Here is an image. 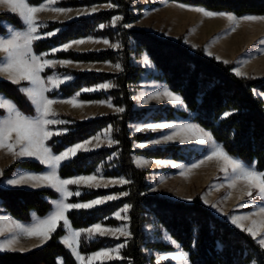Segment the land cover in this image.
Returning <instances> with one entry per match:
<instances>
[{"label":"trees","instance_id":"1","mask_svg":"<svg viewBox=\"0 0 264 264\" xmlns=\"http://www.w3.org/2000/svg\"><path fill=\"white\" fill-rule=\"evenodd\" d=\"M189 6L202 7L213 12L226 11L235 15L264 16V0H170ZM31 5H39L44 0H28ZM96 3H111L115 7L97 11L90 16L62 22L50 21L43 28L45 31L59 29L52 37L34 43V52L40 54L71 40L88 36L104 37L119 41L118 50L103 49L98 51L77 52L74 50L58 51L53 56L58 59L70 58L83 62H118L123 70L118 72L81 71L66 67H57L58 72L74 75V79L49 96L60 94L72 96L84 86L111 81L114 86L109 91L80 93L81 100H106L123 108V112L107 113L88 120H79L70 115H60L70 121L69 131L60 136H53L47 143L53 152L59 153L66 147L84 141L102 129L111 126L113 138L119 141L110 147H102L90 152H78L70 161L62 164L59 175L69 178L76 175H91L99 168L106 178L124 177L128 184L110 188H88L73 186L72 191L80 190V196L69 198L70 203L88 201L110 193L127 192V196L107 201L91 209L72 210L68 217L76 229L87 228L95 223L116 226L120 220L113 213L125 205H131L128 211V228L131 238L115 239L109 236H97L93 240L80 241V252L89 254L101 248L111 247L119 242H126L122 249V260L96 262V264H158L147 250L172 251L174 246L162 240L150 241L145 226L152 222L166 229L181 249L189 254V264H264V249L245 232L231 224L225 218L217 216L210 207L196 195L191 202L172 200L149 192L148 171L136 166L132 154H142L151 158L172 156L179 158L181 146L169 144L146 150L133 147L134 141L147 137L143 133H132L130 124L145 118L149 109L137 110L132 98L134 86L140 81L144 68L133 63V55L146 52L158 70L156 79L164 81L169 89L180 95L186 110L193 113V121L210 132L215 141L222 145L234 158L245 165L255 163L259 171H264V99L257 92L264 93V78L255 76L239 77L235 75L233 63H223L214 56L206 54L202 47H192L182 41V37H170L142 28H127L141 16L143 5L131 6L126 0H62L63 7H79ZM137 9V13L134 12ZM123 19L115 27L108 24L114 16ZM16 29H23L20 17L8 11H0V35H6L3 23ZM104 25V27H101ZM52 56V55H50ZM54 69H47L46 76ZM21 85H14L0 79V93L16 103L28 116H35V110L26 97L18 90ZM149 115L157 120L165 115L167 119L187 116V111L171 107H157ZM226 112L233 114L222 118ZM0 110V117L4 116ZM115 154L111 161H107ZM35 171L44 169L43 165L33 160H15L3 170L7 177L15 168ZM59 194L50 188L30 189L25 187L3 188L0 186V200L5 211L22 222L29 223L31 214L47 215L53 205L51 201ZM65 234L58 227L52 238L44 245L28 252L10 251L0 253V264H77L73 254L62 243L60 237ZM194 245V246H193ZM159 264H173L159 262Z\"/></svg>","mask_w":264,"mask_h":264},{"label":"snow or ice","instance_id":"2","mask_svg":"<svg viewBox=\"0 0 264 264\" xmlns=\"http://www.w3.org/2000/svg\"><path fill=\"white\" fill-rule=\"evenodd\" d=\"M166 3V0H161ZM57 0H44L40 5H31L28 0H0V6H6L8 10L17 13L24 25L21 30L15 29L12 26L4 25L6 35L0 36V53H3V58L0 59V77H6L7 80L14 85H21V82H27L21 85L18 89L33 106L36 115H25L14 101L7 97L0 95V110H3L5 115L0 117V151L11 155L16 160L24 158H34L41 165L44 166L45 171L41 173H33L24 170H18L14 178H9L6 181L0 182V186H24L27 185L31 188H50L59 194V199L51 201L53 205L52 210L45 217H38L35 213L32 214L33 222L29 226H25L12 218H7L6 224L0 221V238L5 237V231L11 235L10 238H4V242L0 243V253L10 252L15 250V245L21 239H37L40 245L47 243L53 233L56 232L58 227H62L66 234L60 237V243L64 244L70 252L74 255L79 264H96L97 261H111L122 260L124 257L121 255L122 249L127 245L120 243L115 247L102 248L85 257L80 252V241L83 236L86 240H93L95 237L111 236L115 239L121 237L127 239L131 238L129 228L124 225L120 227H105L101 223H95L90 227L76 229L68 217V213L72 210L91 209L97 205H101L107 201L119 199L120 196H127V192L120 193L119 195H106L97 199L90 200L85 203H69L67 202L72 196H80L79 190H69V185H85L88 188L106 187L108 184H128L130 181L126 179H118L105 181L101 183L102 173L98 170L93 175H79L73 178H62L59 175V170L66 161H70L77 155L78 152H90L93 147L89 145L96 141L94 147H100L101 139L104 137L107 144L112 146L118 144L119 141L114 140L111 136L112 127L108 126L102 132L84 140L83 142L76 143L70 147H66L59 153L53 152L52 148L48 145V141L53 136H60L66 134L69 129L54 128L51 126L67 125L70 121L60 119L58 113L54 110L56 104H70L72 107H83L85 104H98L113 107L110 101H79L80 93H76L69 99H64L55 96H49L48 93L58 90L62 84L73 79L71 75H59L53 73L45 77L42 75L47 69H54L57 65L67 67L73 64L70 60L46 59L50 53L36 54L34 52V43L46 37H51L59 32H47L44 35L40 34L42 25L37 19V14L44 11H54L58 14L67 15L71 9L63 7H53L56 5ZM105 7H115V5H105ZM181 9L194 11L204 18H224L227 19L232 25L226 31L235 32L239 27L241 21L247 22H260L264 21V16L258 15H244L237 16L234 13L227 12H213L202 7H187L183 4L178 5ZM98 9L92 7L91 9L78 10V15L95 13ZM123 18L119 15L112 18V25L114 26L118 21ZM131 27V25H126ZM100 27H104L101 25ZM104 43L109 47L119 49V43L110 44L107 39L95 40L89 37L87 40L78 39L69 43L63 44L59 48H53L52 53L58 51H67L73 45H82L85 43ZM216 41H213L215 43ZM264 44V41H261ZM195 47V46H194ZM207 54L211 55L210 52ZM217 60L220 57H216ZM145 64H150L147 55L144 56ZM223 63L227 64L228 61L224 60ZM78 66V65H77ZM117 70H123L119 63L113 65ZM235 75L244 77L245 74L240 68L235 69ZM114 85L110 83H103L92 88H84L83 92H92L98 89L107 90ZM153 100L166 101L172 106H180L186 108L182 97L170 90L165 86L162 91H158L151 97ZM143 104L149 102L148 98L141 101ZM117 112H123V108H116ZM232 112H226L222 118H227L232 115ZM137 131H162L165 134L157 139H152L149 143L161 144L169 142H178L180 144L192 143L195 141L198 145H206L210 147V151L200 160L192 163L190 166L176 164L171 161H154L157 165L171 164L174 168H180L184 171L199 168L205 164L206 161L215 160L221 165V171L225 173V178L228 181L227 187L234 189L238 183H243L247 189L246 195L249 201L239 207H246L251 203L254 211H250L247 215H232L229 219L230 222L238 229L248 234L259 246L264 249V171H259L253 162L251 165H245L237 158L231 156L225 148L218 144L213 135L195 123H176V122H159L147 123L146 125L139 126ZM146 144H139L137 147H145ZM138 167H143L150 163L141 157H134ZM184 174V172H182ZM3 176V171L0 170V177ZM224 185H215L214 188L218 190ZM255 191L256 195L253 196ZM231 198V193L224 197L225 200ZM205 203L207 200L205 198ZM217 208V205H211ZM131 205H125L121 210L127 213ZM223 211L222 209H218ZM121 211L115 213V218L118 220L128 219L126 216L121 215ZM255 217V219H254ZM250 221V226L245 227V222ZM163 240L173 244L177 249L180 246L166 233L162 237ZM194 246V245H193ZM172 260L177 264H189V254L183 250H179L175 254L157 255V261ZM58 264H63L62 258H58Z\"/></svg>","mask_w":264,"mask_h":264},{"label":"rangeland","instance_id":"3","mask_svg":"<svg viewBox=\"0 0 264 264\" xmlns=\"http://www.w3.org/2000/svg\"><path fill=\"white\" fill-rule=\"evenodd\" d=\"M60 1H62V0H57L56 5H54L53 7H63V6L59 5ZM126 1L131 6H134V7H136L137 5H143L141 16L137 20H135L134 22L127 24V25H131V27L126 26L127 28H142L145 30H149L151 32H155V33L170 37L172 39H177L179 37H182V41L185 44H188L192 47H194V46L195 47H202L204 52L207 54L203 45H195V44L198 43L197 39L202 38L204 27L210 28L211 26L218 25V23H217L219 21L218 18H213V19L204 18L203 16H201L200 14H198L194 11L181 9L180 7H178V4L170 3L169 2L170 0L167 1L166 3H161L158 1L146 2V0H126ZM108 4H111V3H96V4H92V5L79 6V7H63V8H68V9L72 10L67 15L58 14L54 11H44V12L38 13L37 19L40 22V24L42 25V27L40 28V34L44 35L45 33H47V31L43 30V28L46 27L48 22H50V21L68 22V21L77 19L79 17L90 16L94 13L78 15L77 14L78 10L91 9L92 7H96L98 9L97 11L110 9L109 7H105V5H108ZM187 7L190 8V7H196V6H189L188 5ZM147 9L154 10L153 13L159 14L160 17L159 16L158 17L161 18L162 21L163 20L165 21V19H168V22L163 23L164 22L163 21L162 23H157L154 19L149 20V18H148V20L146 19L147 22H145V21L143 22L141 20V18L143 17V13ZM0 11L11 12L10 10H8V8L6 6H0ZM134 12L137 13L138 12L137 9H134ZM11 13H13V12H11ZM15 14H17V13H15ZM111 21L108 24L110 27H115V25L118 23L117 22L113 26ZM148 21L151 24L150 23L148 24ZM3 24L10 26V24L5 23V22ZM184 24H187V26H189L191 29H196L197 32L194 33L193 35L190 34V36L187 34V32L186 33L184 31L179 32L181 30L180 26L184 25ZM149 25H150L151 29H146L145 27H147ZM231 26H232L231 24H228L226 27H231ZM239 27H242L243 30L245 29L246 32L249 31V33H251L250 37L251 38L253 37V40H255L256 37H254V36H256L258 33L262 32L261 35L262 36L264 35V21H260V22L241 21L239 24ZM19 30H21V29H19ZM53 31H55V30H53ZM48 32H51V31H48ZM246 32H245V34H243L244 38H240L239 42H243V43L247 42V41H245L246 38L248 37V34ZM89 37H91L95 40H101V41L104 39H107L110 42V44L119 43V41H111L108 38H104V37L88 36V37H84V38H80V39L87 40ZM227 37H230L229 33L227 34ZM46 38H49V37H46ZM46 38H44V39H46ZM76 40H78V39H76ZM72 41H74V40H72ZM57 48H59V47H57ZM103 49L118 50L117 48L109 47L108 45H105L102 42L101 43H85V44L78 45V46L73 45V47L68 49V50H74L77 52H86V51H98V50H103ZM51 50L48 53H50V55H52V56L49 55L46 57V59H58L55 56H53L56 52L52 53ZM133 57H135V59H136V61H135L136 65L143 67L145 70L144 74L142 75V78L136 84V86H134V89H133L132 98L134 100V108L137 110L149 109V112L147 113L145 118L138 120V121H135V122H132V124H130V130L132 133H143V134L147 135V137L144 138L143 140L133 142L134 149L146 150V149H152V148H156V147H163V146H166L169 144H177V145L181 146V149L178 151L179 153H181V156L179 158H174L172 156L163 157V158H161V159H163V161H171V162L176 163V164H182L185 166H190L192 163H195L198 160L202 159L211 150L209 146L198 145L195 143V141H193L192 143H185V144H180L178 142L152 144V143H149V141H151L152 139L160 138L161 136L158 134H155V132H153V131H144V132L137 131V128L139 126H143V125H146L147 123H151L150 121L153 119L149 115L154 114L153 110L155 108L157 109V107H171V108H174L177 110H182L179 108H184V107L172 106L171 104L167 103L166 101H157V100L151 99L153 94L162 90V88H164L166 86V84L160 83L159 81H154L156 79L154 76H156V75H154V74L152 75L153 69L150 66L151 64H145L143 56L140 57L139 59H137L139 56L137 57V56L133 55ZM147 57H148V60L153 64V62L150 60L148 55H147ZM235 58H232V61H228V63H233L234 70L236 68H240L241 71L245 74V76H255V77L264 78V63L261 62V63L248 64L247 62L240 61V59H237V57H235ZM58 60H70V61H72L73 64L66 67L69 69L76 68V70L81 69V71H85L83 69L88 68L87 66H85L81 63L83 61H74L70 58L58 59ZM220 60H222V59H220ZM117 63L118 62H116V63L111 62L109 65L108 64H100V65H96L95 68L99 71L118 72L120 70H117L113 67V65H115ZM57 67H61V66L57 65L54 68L53 72L56 71ZM73 70H75V69H73ZM63 73H67V72H63ZM56 74L62 75L58 71H56ZM148 77H152V78L149 79ZM3 80H7V79H3ZM109 82H110V84L114 85L111 81H109ZM62 85H64V84H62ZM111 88H113V87L108 88L106 90V92L109 91ZM168 90H169V88H168ZM257 94L260 95L262 98L264 97V93H262V92H257ZM144 98L149 99V102L147 104H143L141 102L142 99H144ZM104 101H110V98H108ZM53 107L57 111L58 116L70 115L76 119H79L77 116H75V114L80 115L82 113L81 109H79V108L77 109V107H72V105H70V104H56ZM115 109H116V107L112 108V107H108L106 105H99L98 116H101V115H104L107 113H119ZM184 111H186V110H184ZM187 115H188V117L185 119H183V116H177L175 118V122L176 123H195V124H197L195 121L192 120L193 113L188 114V111H187ZM83 120H86V119H83ZM157 120H159V119H157ZM157 120H154L153 122H156ZM52 127L58 128L57 125L52 126ZM105 129H103V130H105ZM111 136L113 138V128H112ZM142 143L146 144V146L142 147V148L137 147V145L142 144ZM95 144H96V141H93V144L89 145V147H93L94 150H97V149L102 148V147H110L107 144L104 137H102V139H101L100 147H98V148L94 147ZM113 145H115V144H113ZM114 157H116V155L112 154L111 157H109L107 161H111ZM134 157H141L144 160L150 162L147 165L140 167V168L146 169L148 171L147 177H148V182L150 184L149 192L152 194H157L160 196L167 197L163 193L164 192H166V193L170 192L172 194L173 193L172 190L175 188V198H179V199H175V200H181L184 202H187L186 201L187 199H191L189 201V202H191L196 195H199V197L201 198L203 203H205V198H206L207 203H205V204L208 207H210V209H212V211L219 217H224V216L230 217V215L231 216L236 215V213L238 211H240V212L243 211L242 213L247 215V213H249L251 210H253L252 205H248L246 207H239L240 205H244V204H246V202L249 201V197L246 195L247 189L245 188V185L243 183H238L234 189L228 188L227 187L228 181L225 178V173L220 170L221 167L218 168L219 164L217 165L215 163L213 165L212 161H206L205 164L201 165L199 168L191 169L190 171H184L183 169L172 167L171 164L157 165L155 163H152L154 161H161V159L158 160V159H154L151 157H147V156L142 155V154L133 153L132 159H133V162L136 166H137V164L134 161ZM98 170L102 173V177H98L101 179V183H104L105 181L118 180L121 178L126 179L124 177L106 178L103 176V170L101 168H99ZM98 170H97V172H98ZM182 172H184V174H182ZM96 173H94V174H96ZM91 175H93V174H91ZM85 176H87V175H85ZM121 185H123V184H118V183L117 184H108L106 187H100V188H110L113 186H121ZM215 185H224V186L220 187L218 190H216L214 188ZM73 186H77V185H69L68 186L69 190L72 191ZM80 186H85V185H83V184L78 185V187H80ZM30 189H37V188H30ZM229 193H231V198L225 200L224 197L227 196ZM119 194L120 193H110L108 195H119ZM255 195H256V193L254 191L253 196L255 197ZM167 198H169V197H167ZM58 199H59V197H58ZM169 199H171V198H169ZM214 204L217 205V208H214L211 206ZM123 207L120 208V210H118V211H121L123 209ZM218 209H222L223 211L221 212ZM121 215L126 216L128 218V212L124 213L121 211ZM113 217L115 218V214ZM120 221H121V223H119L116 226H106V227H120V226H124V225H126L128 227V224H127L128 219L120 220ZM163 229L164 228L157 226L156 224H153L152 222H149L145 226V231H146V234H147L148 238L150 239V241L162 240L166 243H169V242L162 239V237L165 235V233L169 236V234ZM109 237H111V236H109ZM120 239H125V238L121 237ZM120 243H124V242L121 241V242H119V243H117L111 247H115L116 245H118ZM175 247L176 246L174 245V250H172V251H161V250L148 249L147 252H148V254L154 256L155 261L158 262L157 261V255L175 254L179 250H182L181 248H179V249L176 248L177 250H175ZM83 255H85V254H83ZM88 255H90V254H88ZM88 255H85V257H87ZM76 262H77V264H79V262L77 260H76ZM101 262H103V261H101ZM159 262H171L173 264H177L176 261H172V260H163V261H159Z\"/></svg>","mask_w":264,"mask_h":264},{"label":"crops","instance_id":"4","mask_svg":"<svg viewBox=\"0 0 264 264\" xmlns=\"http://www.w3.org/2000/svg\"><path fill=\"white\" fill-rule=\"evenodd\" d=\"M148 1H158V2H161V0H146V2ZM169 1V0H166V2ZM170 3H176L178 5L182 4V3H178V2H174V1H169ZM162 3V2H161ZM185 5V4H183ZM185 6H188V5H185ZM197 7V6H196ZM154 10H150V9H147L144 13H143V17L141 18V20L144 22H147L146 19L149 20H155L157 23H162V19L159 18V14L157 13H153ZM219 12H226V11H219ZM229 13V12H227ZM159 16V17H158ZM155 17V18H154ZM218 25L216 26H211L210 28L208 27H204L203 29V35H202V38L200 39H197V42L195 45H203L204 48H205V51L208 53L210 52L211 53V56H214V57H220V59L223 60H226V61H232V58H235L237 57V59H240V61H243V62H247L248 64H254V63H264V44L261 43V41H264V35L262 36V32L261 33H258L255 38V40H253V37L251 38V33H249V31H245V29L243 30L242 27H237L236 28V31L235 32H228L226 31L227 29H229L230 27H226L228 24H230V22L227 20V19H224V18H218ZM168 22V19H165V21L163 23H167ZM150 22L148 21V24ZM147 24V25H148ZM151 24V23H150ZM11 26V25H10ZM145 27V26H144ZM181 30L179 32H187V34L190 36L193 35L194 33L197 32L196 29H191L189 26H187V24H184V25H181ZM146 29H151L150 25L145 27ZM19 30V29H18ZM245 32L248 34V37L246 38L245 43L243 42H239V39L240 38H244L243 34H245ZM230 34V37H227V34ZM2 36V35H0ZM229 36V35H228ZM72 41V40H71ZM213 41H216L215 43H213ZM70 42V41H69ZM68 43V42H66ZM65 44V43H64ZM63 45V44H62ZM62 45H59V46H56V47H53V48H57V47H60ZM52 48V49H53ZM50 52L49 51H45V52H42V53H48ZM40 53V54H42ZM145 54L147 55L146 52H143L139 55V57L137 59H139L140 57H144ZM235 56V57H234ZM3 57V53H0V59H2ZM46 58V57H45ZM219 59V60H220ZM236 59V58H235ZM133 60V63H135L136 59L135 57L132 58ZM83 65L87 66L88 68H84L83 70L85 71H99L95 68L96 65H100V64H110L111 62L109 61H105V62H81ZM150 66L151 68L153 69L152 71V75H157L158 74V70L156 69L155 65L152 64L150 62ZM71 69H75L76 68H71ZM81 70V69H80ZM53 73H56V71L48 74L47 76L53 74ZM62 75H71L74 79V75L71 74V73H63V72H60ZM144 74V73H143ZM142 74V75H143ZM142 75H141V78H142ZM46 76V77H47ZM153 77V76H152ZM152 77H148L149 79H151ZM155 77V76H154ZM0 79H7L6 77H0ZM72 79V80H73ZM72 80L70 81H67L66 83H69L71 82ZM154 81H159L160 83H165L164 81H160L158 79H155ZM27 82H24L22 81L21 82V85H25ZM65 83V84H66ZM103 83H110L109 81H104V82H100V83H97V84H94V85H90V86H84L82 89L84 88H92V87H96L97 85H100V84H103ZM166 84V83H165ZM167 86V84H166ZM21 87V86H20ZM168 87V86H167ZM169 88V87H168ZM77 91L76 93H95V92H100V91H104L106 92L105 89H98L96 91H92V92H83V91ZM163 90V88H162ZM160 90V91H162ZM170 90V89H169ZM171 91V90H170ZM75 93V94H76ZM74 94V95H75ZM0 95H3L2 93H0ZM49 95V93H48ZM74 95L72 96H66V97H63L61 96L60 94L56 95L55 97H60V98H64V99H69L71 97H73ZM4 96V95H3ZM6 97V96H5ZM264 98V97H263ZM9 99V98H8ZM79 101H104V100H81L79 99ZM110 103L111 105H113L112 108L116 107L118 108L117 106H115L111 99H110ZM185 104V103H184ZM81 109L82 110V113L80 115H77L75 114V116H77L80 120H83V119H90V118H93V117H96L98 116V110H99V105L98 104H85L83 107H77V109ZM179 109H182V110H186V108H179ZM55 110V109H54ZM56 111V110H55ZM187 111V110H186ZM57 112V111H56ZM191 113V112H188V114ZM2 117V116H1ZM188 115L186 117H184L183 119L187 118ZM193 120V119H192ZM154 120H151L150 122L151 123H159V122H164V121H167V122H175V118L174 119H167L165 117V115L163 114V116H161V118H159V120H157L156 122H153ZM132 124V123H131ZM59 125H57L58 127ZM52 127V126H51ZM59 128V127H58ZM107 128V127H106ZM105 129V128H104ZM103 130V129H102ZM101 130V131H102ZM101 131L97 132L96 134L100 133ZM95 134V135H96ZM155 134H158L160 135L161 137L165 134L164 132L162 131H156ZM93 135V136H95ZM92 137V136H91ZM89 137V138H91ZM88 138V139H89ZM87 140V139H86ZM83 142V141H81ZM80 143V142H78ZM170 143V142H169ZM172 143V142H171ZM69 147V146H68ZM154 159H158L160 160L161 158H154ZM16 159H14L11 155H8L6 154L4 151H0V170H4L8 165H10L13 161H15ZM21 160H33V161H36L34 158H24V159H21ZM165 160V159H164ZM161 161H163V159H161ZM38 162V161H36ZM175 162V161H174ZM44 167V166H43ZM18 170H24V171H29V172H33V173H41L43 171H45V168L41 171H35V170H29V169H23V168H15L11 174L7 177H0V182L2 181H6L7 179L9 178H14V176L17 174V171ZM76 176H79V175H76ZM75 177V176H73ZM73 177H69V178H73ZM122 177V176H121ZM114 178H119V177H114ZM3 188H11V187H25V188H31L27 185H24V186H10V185H3L2 186ZM149 190H150V184H149ZM172 194L170 192L166 193L164 192L163 194H165V196L175 200V199H179V198H175V188L172 190ZM108 195V194H107ZM106 196V195H105ZM102 197V196H100ZM99 197H95L93 199H97ZM58 199V198H57ZM57 199H54V200H57ZM91 199V200H93ZM191 199H187L186 201L189 202ZM53 201V200H52ZM90 201V200H88ZM88 201H78L76 203H85V202H88ZM69 202V201H68ZM70 203V202H69ZM102 205V204H101ZM248 205H251V203H248ZM97 206H100V205H97ZM120 210V209H119ZM255 209L251 210V211H254ZM118 211V210H117ZM115 211L113 213V216L114 214L117 212ZM243 212V211H242ZM242 212L238 211L236 213V215H245L243 214ZM35 213V212H32V214ZM32 214H31V221L29 223H25V222H22L21 220L13 217L11 214L7 213L5 211V207L1 204V200H0V221H3L5 224L7 222V218H12L13 220L25 225V226H29L32 222H33V218H32ZM36 214V213H35ZM248 214V213H247ZM36 216H38L36 214ZM46 216V215H45ZM43 216V217H45ZM40 217V216H38ZM231 217V215H230ZM230 217L228 216H224L222 218H225L226 220H228L230 222ZM42 218V217H41ZM255 219V217H254ZM231 223V222H230ZM249 223V224H248ZM232 224V223H231ZM103 225V224H102ZM92 226V225H90ZM89 226V227H90ZM106 227V225H103ZM247 226H250V221L249 222H245V227ZM165 230L169 236L172 238V236L170 235V233L166 230V229H163ZM65 234H66V231H65ZM64 234V235H65ZM10 233L8 231H5V237L4 238H10ZM4 238H0V243H3L4 242ZM173 239V238H172ZM175 240V239H173ZM177 243V242H176ZM171 244V243H170ZM179 245V243H177ZM44 245V244H43ZM173 245V244H172ZM40 241L37 240V239H21L19 241V243H17L14 247H15V250L14 251H20V252H28L34 248H38L40 247ZM174 246V245H173ZM180 246V245H179ZM107 248V247H105ZM181 248V247H180ZM102 249V248H101ZM100 250V249H99ZM175 250L176 247H175ZM98 251V250H97ZM93 253V252H92ZM91 254V253H89ZM88 255V254H87ZM97 262H101V261H97Z\"/></svg>","mask_w":264,"mask_h":264},{"label":"bare ground","instance_id":"5","mask_svg":"<svg viewBox=\"0 0 264 264\" xmlns=\"http://www.w3.org/2000/svg\"><path fill=\"white\" fill-rule=\"evenodd\" d=\"M212 162H213V165L216 163L217 165H218V168H220L221 167V165H220V163H218L217 161H215V160H212Z\"/></svg>","mask_w":264,"mask_h":264}]
</instances>
